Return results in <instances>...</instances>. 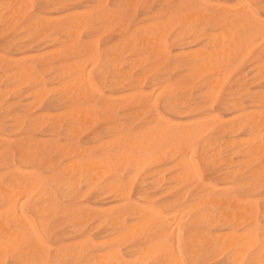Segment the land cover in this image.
Listing matches in <instances>:
<instances>
[{
	"label": "bare ground",
	"instance_id": "1",
	"mask_svg": "<svg viewBox=\"0 0 264 264\" xmlns=\"http://www.w3.org/2000/svg\"><path fill=\"white\" fill-rule=\"evenodd\" d=\"M141 1L135 22L125 8ZM0 3L15 36L66 37L55 66L15 42L21 58L0 56V79L38 101L22 113L0 90V264H264V0H84L79 11L41 0L38 14ZM114 29L112 62L98 70L105 94L74 60L94 68L97 40L81 37ZM165 37H177L175 53ZM125 54L149 71L122 72ZM53 91L61 100L32 116ZM160 97L178 120L158 114ZM100 121L111 127L83 141L94 146L74 141ZM14 129L26 137L11 140ZM147 169H158L151 187L136 182Z\"/></svg>",
	"mask_w": 264,
	"mask_h": 264
},
{
	"label": "rangeland",
	"instance_id": "2",
	"mask_svg": "<svg viewBox=\"0 0 264 264\" xmlns=\"http://www.w3.org/2000/svg\"><path fill=\"white\" fill-rule=\"evenodd\" d=\"M73 1H74V3H73ZM153 1L156 2L157 0H153ZM17 2H18V5L20 4V6L22 5V3H27V1H25V0H22V1L21 0H17ZM37 2H40V3H37ZM82 2H84V0H70V4H71L70 5V9H72V10L74 9L76 11H79L81 9V6L84 4ZM28 3L29 4H27V7L24 4L22 6H25L26 9H30L29 7L32 6L31 8L33 9L34 13L38 14L40 12V8L42 6L41 5V0H28ZM144 4H145L144 1H141L138 4L136 3V4H132V6H130V5L127 6L125 8L127 17H132V20H134L135 22H137V21L145 18L144 14H143ZM36 5H37V7H36ZM78 8H80V9H78ZM154 8L157 9L158 8V5H156ZM58 15L59 14L57 12H51V13H48L46 15V17H48L49 19H51V18L58 17ZM23 27H24V25L21 24L20 25V28H23ZM6 29H7V27L3 26L0 23V31H1L0 32V51H1L0 52V56L4 60H6V58H7V60H11L12 58H13L12 60H15V59L21 58L23 56L21 54V52L14 51L13 48H10V47H12V44L14 42L17 43V44H19V47H22V50L23 51L29 52L32 56H36L38 58L43 53H45V55H48V52L50 53V55L51 54L54 55V56H52V55L50 56L49 55V57L48 56H44V55L42 56L41 55V57H40L41 59H39L40 61H47V62L52 63L55 66L56 65V61L60 59L61 55H60L59 51H57V50H59L58 48H60V43H62V42H64L66 40V37H47V38L44 37L45 39L44 38H38L37 40H34L31 37L30 38L29 37H24V36H26V33L23 30L22 31H19L18 34L15 36L14 33H13V31L11 29L10 30H8V29L6 30ZM98 31H100V30H98ZM99 34L100 33L98 32L97 35L99 36ZM113 34L117 35L118 34V29H114L112 32H109L107 34H101L98 39H97V37H89V38L88 37H81L82 42H84V41L85 42H88L87 40H91V39H95V38L97 40L96 43H97V45L99 47V52H98L99 56H98V59H97L98 61L96 62L97 64L96 63H93V64H95L94 68L91 65L92 64L91 61L90 62H87V61H89V59H87L86 57H81V58H77V59L74 60L77 63H79V61H84V60L86 61L87 64L84 61L83 62V65H87L86 66V72L89 69V71H88L89 73L88 74H89L91 83L95 87H99L100 90H101V92H103L105 94H106V90H105V87L103 86L102 82L99 79L98 70L101 69V68H103V67H107L110 64V62H112V59L109 56L110 53L108 51H109V49L111 47H113L120 40V37H113ZM52 38L53 39L56 38L58 41H55V40L54 41H51ZM49 39H51V40H49ZM176 39H177V37H165V43H166V45L173 52L175 51L174 48H173V44H174V41ZM4 44H6V45H4ZM35 54H37V55H35ZM38 54H39V56H38ZM131 58H133V59H131ZM138 58H140V57H138L135 54H125L124 55V58H123L124 60H123V63H122V68H121L122 69V72H126V71H128L130 69L133 70L132 72L135 75H139L140 73L148 72L149 69H150L149 65L147 63L141 64L140 61L138 60ZM78 59H79V61H78ZM134 59H136V60H134ZM131 61H134V63L133 62L130 63ZM135 61H137L136 62V64L138 63L137 65L135 64ZM88 64H89V66H88ZM134 68H135V70H134ZM243 69L246 71V68H243ZM56 74L57 73H51V74H47V75L44 76L45 83L48 86L47 88L50 89V90H52V88L54 90V88L57 86V82L54 81V83H53L51 81V80H53L55 78ZM236 75H237V73H235V72L232 74L233 77H235ZM154 76H155V74L153 72L147 74V83H149L151 81V79L154 78ZM51 77H52V79H50ZM5 79L6 78L0 79V90L2 91L3 95L6 96V100H7L8 103H10V104L19 103L21 105V107H22L21 108L22 113H23L24 110L31 108L30 107V104H32V103H35L36 104V102H38L36 99L29 97V90H28V88L26 86H22L21 85V87L19 89H16L15 86L8 85ZM5 88L9 92H6L7 90ZM11 88H13V89H11ZM47 96L45 98L38 99V100H41V102H42L43 105H42V107H37V108L32 109V111L30 113L32 116H38L41 112L42 113H44L45 111L47 112V110L49 109L50 101H52V100H54V101L61 100L60 95L56 94L54 91L52 93L50 92ZM163 99H164V97H160L157 100V103H158L157 104V112H158V114L160 116H162L166 120H171V121L178 120V118H179L178 115L175 114L176 115L175 116L173 114L171 116L170 113H167L166 111H164V109H163V102H164ZM62 102H64V100ZM199 102H201V101H199ZM212 109H213V112L216 115H220L222 118L223 117L225 118V115H223L222 112H220L219 106L214 105ZM149 116L147 115L146 118H148ZM104 118H106V117H104ZM117 118L120 119L121 123H123V124L133 125V126L136 125V123L133 122L134 118H125V117H123V114H120V113L118 114V117ZM109 127H111V124L109 122H108V124H106V121H103V122L100 121V122L96 123L95 125H93L86 133H83V134L79 135V137L77 138V140H74V141H77L78 144L81 145V146H83V147H91V145L94 146L95 143L90 142L87 145L83 141H85L86 138L87 139H90V137L93 138L94 137L93 134H95L96 132L97 133H102L104 129H107ZM15 132H17V133H15ZM1 137H3V136H1ZM25 137H26V135L19 133L17 129H14V132H12L10 134V139L11 140H14V141L19 140V139L20 140L21 139H24ZM3 138H5V137H3ZM12 138H15V139H12ZM46 138H48V139H46ZM59 138H60L61 144H64L66 142L68 144V143H71L73 141L72 139L69 140V141H64L62 134L60 135ZM34 139H37V140H44V139H46V140H53L54 138L53 137H45V136H42L40 134H35L34 135ZM80 141H81V143H80ZM165 167H167V168H165ZM169 167H171V166H169V165H162L158 169H159V171H162V170L168 169ZM158 169H155V170L158 171ZM156 171H154V169H147V170H145L142 173V175H140L138 177V180L136 182L138 184L142 183L145 186L149 185L154 180L150 176L153 173H155ZM142 176H144V177L142 178ZM169 177H170L169 174L166 173L165 174V178L166 179H169ZM149 187H151V185H149ZM33 210H34L33 203L30 202L28 204V206H27V213L33 216L34 215L33 214ZM31 212H32V214H31Z\"/></svg>",
	"mask_w": 264,
	"mask_h": 264
},
{
	"label": "snow or ice",
	"instance_id": "3",
	"mask_svg": "<svg viewBox=\"0 0 264 264\" xmlns=\"http://www.w3.org/2000/svg\"><path fill=\"white\" fill-rule=\"evenodd\" d=\"M261 25H262V27H264V20L261 21ZM262 178H264V177H262ZM36 242H37V243H41V244L44 243L43 238H42L39 234H37Z\"/></svg>",
	"mask_w": 264,
	"mask_h": 264
}]
</instances>
